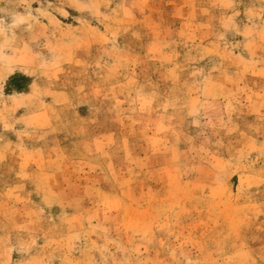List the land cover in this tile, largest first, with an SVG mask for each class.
<instances>
[{"label": "rangeland", "instance_id": "374dc122", "mask_svg": "<svg viewBox=\"0 0 264 264\" xmlns=\"http://www.w3.org/2000/svg\"><path fill=\"white\" fill-rule=\"evenodd\" d=\"M0 264H264V0H0Z\"/></svg>", "mask_w": 264, "mask_h": 264}]
</instances>
